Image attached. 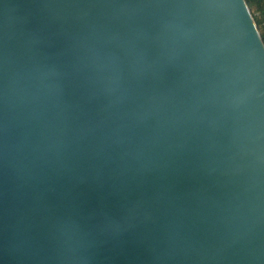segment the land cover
<instances>
[{"label":"water","instance_id":"95a60500","mask_svg":"<svg viewBox=\"0 0 264 264\" xmlns=\"http://www.w3.org/2000/svg\"><path fill=\"white\" fill-rule=\"evenodd\" d=\"M0 264H264L246 0H0Z\"/></svg>","mask_w":264,"mask_h":264},{"label":"trees","instance_id":"16d2710c","mask_svg":"<svg viewBox=\"0 0 264 264\" xmlns=\"http://www.w3.org/2000/svg\"><path fill=\"white\" fill-rule=\"evenodd\" d=\"M264 38V0H246Z\"/></svg>","mask_w":264,"mask_h":264},{"label":"rangeland","instance_id":"374dc122","mask_svg":"<svg viewBox=\"0 0 264 264\" xmlns=\"http://www.w3.org/2000/svg\"><path fill=\"white\" fill-rule=\"evenodd\" d=\"M253 16H254V14H253Z\"/></svg>","mask_w":264,"mask_h":264}]
</instances>
